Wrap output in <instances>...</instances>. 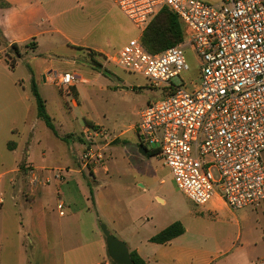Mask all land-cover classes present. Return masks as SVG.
Listing matches in <instances>:
<instances>
[{"label":"built area","instance_id":"obj_1","mask_svg":"<svg viewBox=\"0 0 264 264\" xmlns=\"http://www.w3.org/2000/svg\"><path fill=\"white\" fill-rule=\"evenodd\" d=\"M118 6L142 34L163 8L185 27L177 46L154 54L140 37L109 60L169 93L140 112L141 141L157 146L177 189L196 206L215 195L233 211L264 202V0H119ZM185 47L201 64L194 93L171 83L190 70ZM50 81L66 90L80 82L70 73ZM81 139L84 168L103 164L115 140L94 124Z\"/></svg>","mask_w":264,"mask_h":264},{"label":"crops","instance_id":"obj_2","mask_svg":"<svg viewBox=\"0 0 264 264\" xmlns=\"http://www.w3.org/2000/svg\"><path fill=\"white\" fill-rule=\"evenodd\" d=\"M118 1L0 0V3L7 5L0 6V65L7 70L11 68L9 61L15 60L16 57L12 49L14 44L20 47L35 42L37 48L34 51H36L40 49L43 40L53 47L59 44L54 39L57 35L58 38L64 39L70 48L86 52L90 61L103 66L96 58L109 61L116 57L127 44V38L130 37L128 23L117 11ZM63 15H66L64 19H58ZM42 27L44 29H40ZM34 29H40V32L33 34ZM93 34L95 38L90 43L89 39ZM116 40H119L117 44ZM113 45L116 48L113 49L114 55L111 56L105 49H111ZM19 53L21 57L23 51ZM45 71V82L48 80V75L59 74L52 66ZM32 80L35 81L34 76ZM2 120L1 117L0 128L5 125ZM69 125L64 123L61 126L64 129L63 134H60L56 127V134L51 131L56 142L60 141L63 145L69 143L70 146H66L63 153H60L58 148L55 149L57 161L54 164H36L29 142L26 141L22 146L3 136L0 151L3 154L10 153L14 165L0 163V168H7L0 174V264H110L106 239L101 228L99 229L98 219H106L110 222L111 231L118 239L128 243L130 252H137L147 264H196L201 257H204L201 259L203 264H218L232 251L231 261L236 264H261L264 254L249 257V254L242 250L236 252L238 250L236 246L234 249L232 246L226 251H220L215 254V257L210 256L213 253L209 255L207 251L202 252L199 249L184 246L187 241L184 223L170 219V214L164 209L166 200L157 194L158 191L154 187L144 184L140 186L124 184L121 178L125 177V171H117L119 184L112 185L110 188L106 182H97L100 167L105 176H110L106 162L90 165L87 168L80 166L77 162L78 155L75 156L73 153H76L79 148L83 150V141L81 135H79V142L70 139L72 128ZM15 132L16 130H12L11 134ZM121 136L117 138L121 140ZM118 144L123 147L126 143L122 141ZM113 147L115 146L106 148L107 154ZM17 155H22L18 161ZM147 157H149L148 154ZM43 158H46V153L43 154ZM111 158V154L108 155V159ZM64 159L67 171L65 177L57 174V172H64V168L58 167ZM53 166L56 167L53 168ZM86 169L94 180L92 183L95 187L92 189H88L78 177H84ZM7 176L10 178L6 179ZM57 176L60 178L58 179ZM52 179L57 182L56 192L51 186ZM109 188L114 190L117 198H126L124 201L127 202V207L124 210V218L121 212L114 208L115 205L112 207L109 203L108 198L111 196ZM212 201H214L212 208L208 210L212 216L233 213L218 195H215L210 202ZM254 206L260 208L257 205ZM60 207L67 213L63 212L61 215ZM116 210L120 216L119 222L125 223L128 216L130 217V222L127 224L129 226L125 230L119 228L120 224L114 215L117 213ZM95 212L99 215L97 220L93 217ZM144 219L154 230L148 236H142V240L138 233L146 227V225H140ZM175 223H180L184 228L182 235L164 245L150 242L151 238ZM129 229L133 231V234L139 235V238L137 236L136 240L131 242L124 240L126 239L125 231ZM192 242L193 239H191ZM253 247L257 248L258 244L253 243Z\"/></svg>","mask_w":264,"mask_h":264},{"label":"rangeland","instance_id":"obj_3","mask_svg":"<svg viewBox=\"0 0 264 264\" xmlns=\"http://www.w3.org/2000/svg\"><path fill=\"white\" fill-rule=\"evenodd\" d=\"M117 11L123 15L129 26L130 37L127 38V44L132 40L140 39L142 29L137 28L129 21L120 8ZM65 17L66 15L59 16L58 19L62 20ZM68 17L70 18L71 14ZM40 29H44V27ZM40 29H34L32 33L40 32ZM93 38H95V34L89 39L90 43L94 40ZM54 39L59 42L54 47L44 40L41 41L40 49L36 51L26 48L27 44L18 47V51H23V54L20 58H14L18 62L15 68L7 70L0 65V118L2 117V121L5 123L4 127L0 128V145L4 135L22 146L27 141L31 145L30 151L36 164L44 165L56 163V148L61 151L60 153H63L66 146L70 147L69 143L63 145L60 141L56 142L51 130L46 127L44 121L38 118L36 101L31 91V80L34 76L38 92L46 102L47 114L53 119L52 122L60 134L64 132L61 126L64 123L70 124L71 126H69L72 128L70 139L79 142V135L89 121L105 129L112 138H116L115 141H119L118 143L122 141L126 143L123 147L118 146L119 144L115 141L110 145V147L115 146L111 152L108 154L106 152L105 162L106 167L110 170V176H105L103 169L98 168V183L106 182L109 187L117 185L119 184L116 176L117 171H125V177L121 178L124 184H138V186L144 184L154 187L158 191L157 194L165 198L164 209L170 214V219L172 221L180 220L184 223L187 230V241L184 246L187 248L207 251L209 255L213 253L210 255L213 257L232 246L233 249L238 248L236 252L242 250L249 254V257L264 254V202L257 205L260 208L252 206L237 211L232 210L233 213H220L218 216H212L208 210L212 208L214 201L206 206H196L189 201L177 189L169 169L164 166L160 154L156 150L157 146L141 141V134L136 130L140 122L139 114L148 104H157L163 101L167 97V89L155 87L143 76L126 71L110 61L103 60V58H96L103 66L95 64L90 61L86 52L70 48L67 42L58 38L57 35L54 36ZM118 42L119 40L115 41L116 44ZM114 48L116 47L113 45L111 49L105 50L113 56ZM184 52L190 70L173 78L171 83L175 87H184L188 92L194 93L201 83V64L197 54L189 48L185 47ZM50 66L54 67L59 74L76 75L80 82L68 90L58 88L49 81L53 79V74L48 75V80L45 82V69ZM12 130H16V132L11 134ZM118 136H121V140L117 138ZM140 146L147 149L150 153L149 157L140 158L138 156L141 155ZM45 153L46 158H43ZM82 153L81 148L73 153L75 156L78 155V161H76L79 164V157ZM110 154L112 158L108 159ZM16 157L18 161L22 155ZM261 159L264 162V152L261 153ZM65 162V159L62 160L58 166L64 168V172H57L64 177L67 176ZM0 163L14 165L11 154H3L0 151ZM5 169L7 168H0V174ZM139 169L147 172L139 173ZM211 172L214 178L218 179L217 169L212 168ZM84 175V177L78 176L82 183L88 189L95 187L88 169L84 170ZM9 178L10 176L6 177V179ZM55 185L57 182L52 179L51 186L56 192ZM110 188L111 196L108 201L112 207L115 205L114 208L121 212L120 214L124 218V210L127 207V202L124 201L126 198H117L114 190ZM109 190H107V194H109ZM62 212L67 213L65 209H62ZM114 215L119 222L118 212ZM97 216L99 215L95 212L93 217L96 220ZM97 222L99 229L105 225L110 233L118 238L111 231L110 222L106 219H98ZM129 222L130 217L128 216L125 223L119 222V228L125 230L129 226L127 225ZM140 225H146L138 233L140 238L148 236L154 230L147 224L146 219L142 220ZM132 232L130 229L126 230V239L124 240L131 242L136 240L137 236L139 238V235ZM191 239H193L192 243ZM123 242L129 246L128 243ZM253 243L258 244V247L254 248ZM232 254L233 251L230 255ZM230 255L227 256L229 258H223L224 260L219 261L218 264H236L231 261L233 256ZM203 258L201 257V259ZM201 259H198L196 264H199V261L200 264H203Z\"/></svg>","mask_w":264,"mask_h":264},{"label":"trees","instance_id":"obj_4","mask_svg":"<svg viewBox=\"0 0 264 264\" xmlns=\"http://www.w3.org/2000/svg\"><path fill=\"white\" fill-rule=\"evenodd\" d=\"M0 6H7L5 3H0ZM185 40V27L180 21L179 17L171 11L169 8H163L148 24V26L143 31L141 36V42L145 48L150 53H160L168 48L177 46L183 43ZM26 48L35 50L37 45L35 42H30L25 45ZM12 49L16 53V57L20 58V53L18 51V46L13 45ZM10 67L15 68L17 62L16 60L10 59ZM31 91L36 101L37 115L38 118L44 121L46 127L50 129L54 134H56L55 126L52 119L47 114L46 103L40 96L38 88L34 80H32ZM169 93L167 92V95ZM88 125H93L92 123H87ZM150 156V153L148 152ZM184 233V228L180 223H175L164 231L159 233L150 239L151 243H156L164 245L172 241L174 238L182 235ZM132 261L134 264H147L137 252H130ZM110 264H114L110 260Z\"/></svg>","mask_w":264,"mask_h":264},{"label":"water","instance_id":"obj_5","mask_svg":"<svg viewBox=\"0 0 264 264\" xmlns=\"http://www.w3.org/2000/svg\"><path fill=\"white\" fill-rule=\"evenodd\" d=\"M139 152L144 157L148 154L147 149L143 146H140ZM101 231L106 239L107 253L110 260L114 264H134L128 246L123 241L113 236L107 226L102 225Z\"/></svg>","mask_w":264,"mask_h":264}]
</instances>
